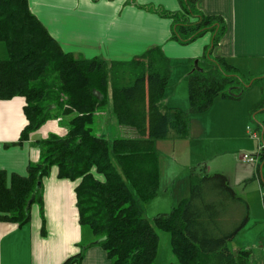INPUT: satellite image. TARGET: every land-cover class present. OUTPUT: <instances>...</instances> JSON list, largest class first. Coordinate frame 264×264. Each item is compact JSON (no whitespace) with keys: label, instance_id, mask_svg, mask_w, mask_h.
<instances>
[{"label":"trees","instance_id":"1","mask_svg":"<svg viewBox=\"0 0 264 264\" xmlns=\"http://www.w3.org/2000/svg\"><path fill=\"white\" fill-rule=\"evenodd\" d=\"M196 1L186 0L188 12ZM212 21L201 16L196 25L177 22L180 31L174 37L182 33V39H193ZM0 38L13 52L11 59L0 61V99L21 95L27 100L29 124L20 141L53 118V111L69 115L65 136L51 134L39 140L40 159L26 175L13 174L9 183L7 173L0 170V219L27 222L33 195V203L40 202L43 208L42 180L58 166L60 178L80 179L76 187L80 223L91 229L95 241L106 236L99 244L114 264H154L159 243L155 225L172 234L180 264H250V250L229 247L247 224L250 208L224 173L193 170L189 196L172 211L158 213L154 224L145 216V204L160 189L158 140L188 137L191 114L207 110L217 96L245 92L247 82L225 60L206 58L204 66L189 73L190 108L185 110L162 104L171 61L160 48L130 61L77 56L61 47L32 13L28 0H0ZM109 105L131 135L110 140L99 133V115ZM259 155L264 159V149ZM235 212L241 219L229 229L227 216ZM42 217L45 229L43 209ZM82 257L83 251L63 264Z\"/></svg>","mask_w":264,"mask_h":264},{"label":"crops","instance_id":"2","mask_svg":"<svg viewBox=\"0 0 264 264\" xmlns=\"http://www.w3.org/2000/svg\"><path fill=\"white\" fill-rule=\"evenodd\" d=\"M28 2L32 13L47 27L61 47L77 56L130 61L143 56L151 48H160L169 57L171 67L183 76L188 77L206 58L211 61L223 59L239 75L260 78V83H264V0H197L192 12L186 10V0ZM184 13L185 18L182 19ZM201 16L213 20L205 25L202 33L190 40L182 39V33L180 36L178 34V38L174 37L180 31L177 22L196 25L201 21ZM12 57L8 42L0 38V61ZM195 60L198 62L195 63ZM254 85L249 84L248 91L238 96H217L214 105L207 110L191 114L188 137H170V140H185L182 153L187 157L185 173L188 176L193 170L196 172L193 163L199 161L201 171L226 174L235 190L242 185L246 186L244 192L238 194L249 204V218L252 216V196L257 204H261L259 215L261 222H264V198L261 192V185L264 184V159L258 153L257 162L240 160V145H228L237 138H242L240 144L250 146L248 148L251 149L255 147L252 140H258L259 146L264 143V99L259 96L261 89H254ZM187 91L189 107L187 102L184 104L173 100L174 93L165 94L163 106L189 110V85ZM247 94L250 95L247 97ZM26 104V97L21 95L0 99V170L7 173L9 183L13 174L26 175L29 166L39 161V140L51 134H66L68 117H63V113L57 109L53 111V118L30 133L27 139L20 141L23 129L29 124L24 110ZM51 106L55 109V104ZM111 109L99 115L102 123H106L107 117L108 120L113 118L117 121ZM252 113L258 119L256 128L260 134L256 129L252 131L256 137L249 134ZM106 125L104 130L107 131ZM111 125L109 133H113ZM208 125L212 126L211 132L208 131ZM192 140L199 141L200 145L196 147L195 160L190 163L188 155L193 150ZM58 172V166H53L49 175L43 178V208L40 202L29 203L31 216L27 222L20 224L0 219V264H63L66 259L81 251L83 257L73 264H114L108 251L95 241L91 229L80 223L76 192L80 179L60 178ZM257 178H260V187ZM249 184L253 185L247 190ZM42 209L46 218L45 229ZM93 241L95 243L90 244ZM245 243L248 245V242ZM241 247L232 250L244 249Z\"/></svg>","mask_w":264,"mask_h":264},{"label":"rangeland","instance_id":"3","mask_svg":"<svg viewBox=\"0 0 264 264\" xmlns=\"http://www.w3.org/2000/svg\"><path fill=\"white\" fill-rule=\"evenodd\" d=\"M195 63H196V60H195ZM201 65L204 66V61L201 62ZM171 68H172V72H171V76L169 79V85H168L166 93L168 94L174 93L175 95L173 96V100L175 101L179 100V102H182V103L184 102V104L185 102H187L186 105L187 107H189L188 105L189 101L187 100V96H188L187 87L189 85V77H186V75L183 76V74L180 71L175 70L174 67H171ZM243 76L244 75H242V77ZM243 79L247 82V85L251 83H255L253 88L254 89L260 88L261 90H260L259 96L261 99H264V88H263L264 83L263 84L260 83V78L253 79V78H249L245 76L243 77ZM260 85H263V87ZM183 87H184V91H183ZM247 91H248V88H246L245 93ZM248 95L250 94H247V97ZM212 105H214L213 102H212ZM110 109H111V105H109L107 110H103V111L107 113V111ZM111 112H112V109H111ZM65 113L66 111L63 113V117L69 118V115H66ZM252 118L253 120L249 121V127L251 128L249 134H251L253 129H256L258 131V134H260V131L256 128L257 126L256 120L258 119L256 117H253V113H252ZM102 122H103L102 119L101 121L99 120V126L97 127V130L99 131L101 135L109 138L110 140L117 138V137H124V136L131 135V133L128 132V130H126V128L121 127L117 121L113 120V118L112 120H108V117H107V121H106L108 125L107 131L104 130V126L106 123H102ZM109 122L112 123L111 127L113 128V133H109V125H110ZM97 124H98V121H97ZM207 127H208V131L211 132L212 126L208 125ZM65 129H66V134H67L69 131L67 125ZM205 134H208V133H205ZM249 137L250 135L248 136V138ZM170 139L171 138H167V139H161L158 141V147H159L158 149L160 152L159 154H160V159H161L160 189H159V193L157 194V196L149 200L145 204V216L153 224H154V217L159 212L172 211V209L179 203L180 200L189 196L191 193L190 192V176H188V174L185 173V169H186L185 159L187 157H185V153H182V150L185 147V140L183 142L181 141L174 142V140H170ZM249 139H251V137ZM242 140H243L242 138H237V140L231 141L230 144L228 145H232V146L236 145L237 147L240 145L239 150L241 151V153L247 152L254 156H256L260 152L258 140L254 141L251 139L255 145L254 149L248 148L250 146L246 147L240 144ZM192 144H193V150L188 155V157L190 158V163L193 162L197 156L196 147L200 145V142L197 140H192ZM198 164H199V161H196L195 163H193V166L197 168L196 172L198 173L204 172L200 170ZM246 183H250V182L247 181ZM259 184H260V178L259 179L257 178V185L259 186ZM249 185L250 186H248L247 190L251 189L253 184H249ZM245 187L246 186L242 185L240 187H237L236 190L239 194H242V192H244L243 190ZM259 187L257 190L258 193L260 191ZM261 192L263 193V198H264V184L261 185ZM251 198L252 199L250 201V206L252 208V211H251L252 216L249 218V221L243 227V229L239 231L237 236L234 238V241L231 240L229 242V247L234 250L236 249L235 247L237 246H242L241 248H244V249L249 248L251 250L250 263L251 264H264V222H261V219H260L261 217L259 215L261 204H257L256 200L252 196ZM236 213L237 212H235L234 216H231V215L227 216L230 219L226 223L229 229L233 228L236 225V223L239 222L241 219V214L239 213L236 214ZM235 218L237 219L234 220ZM155 228L159 235V243H158L157 257H156L154 264H172V263L180 264L172 248V243H171L172 234L169 231L158 227L157 225H155ZM245 241L248 242V245H246L247 243H245ZM241 244H245V245H241Z\"/></svg>","mask_w":264,"mask_h":264},{"label":"built area","instance_id":"4","mask_svg":"<svg viewBox=\"0 0 264 264\" xmlns=\"http://www.w3.org/2000/svg\"><path fill=\"white\" fill-rule=\"evenodd\" d=\"M251 134H252L253 137H256V134L254 132H252ZM262 149H264V143H262L259 146V151H262ZM238 157H239L240 160H243V161H250V162H257L258 161V156L251 155V154H249L247 152L239 153Z\"/></svg>","mask_w":264,"mask_h":264},{"label":"water","instance_id":"5","mask_svg":"<svg viewBox=\"0 0 264 264\" xmlns=\"http://www.w3.org/2000/svg\"><path fill=\"white\" fill-rule=\"evenodd\" d=\"M197 62H198V61H196V63H197ZM34 198H35V195L32 196V198H31V200H30V204L33 202ZM105 239H106V236L101 237L100 239L97 240V242H100V241L105 240Z\"/></svg>","mask_w":264,"mask_h":264}]
</instances>
